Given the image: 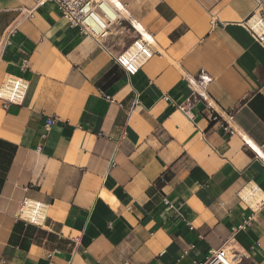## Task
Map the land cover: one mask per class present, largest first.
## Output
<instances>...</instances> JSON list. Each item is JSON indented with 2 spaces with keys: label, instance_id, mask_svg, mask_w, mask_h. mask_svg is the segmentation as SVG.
I'll list each match as a JSON object with an SVG mask.
<instances>
[{
  "label": "crops",
  "instance_id": "obj_1",
  "mask_svg": "<svg viewBox=\"0 0 264 264\" xmlns=\"http://www.w3.org/2000/svg\"><path fill=\"white\" fill-rule=\"evenodd\" d=\"M116 1L103 49L51 3L22 19L33 0H0V39L15 31L0 83L28 86L0 101V264H195L222 245L264 264V45L242 25L255 1ZM135 39L153 55L129 79L114 57ZM252 184L263 198L244 203ZM23 201L46 207L40 224L17 217Z\"/></svg>",
  "mask_w": 264,
  "mask_h": 264
},
{
  "label": "built area",
  "instance_id": "obj_2",
  "mask_svg": "<svg viewBox=\"0 0 264 264\" xmlns=\"http://www.w3.org/2000/svg\"><path fill=\"white\" fill-rule=\"evenodd\" d=\"M256 9L242 25L245 26L247 31L251 34L252 38L258 44L264 45V0H254ZM34 5L31 10L25 11L22 19H31L34 10L46 3H51L55 6L56 11L59 12L61 17L65 20L69 28L78 29L80 33L93 38L97 45L105 49L103 42L109 36V27L112 20L101 10L102 4L107 0H33ZM22 13V12H20ZM103 18L106 26L101 25L98 17ZM14 29H9L6 35L0 39V45H9L8 39L14 34ZM140 42V44H137ZM133 45L137 46L136 50L128 54ZM153 51L150 46L140 39H135L129 44V47L114 57V61L119 65L127 77L135 76L138 71L145 65L146 62L152 57ZM25 68V61L22 64ZM28 86L21 78L8 77L0 83V101L2 106L7 108L10 105L19 106L25 99ZM181 112L187 116L184 109L179 108ZM211 122L217 124L221 123L222 131L224 134L232 135L234 130L231 125L218 114L209 117ZM46 126H52L53 120H46ZM29 201H23L20 209L18 210L17 217L28 221L22 217L23 208L27 206ZM243 202L246 203L243 199ZM253 215L249 216L246 221L237 226L236 230L245 231L246 228L252 225ZM30 222V221H28ZM32 223V222H30ZM33 224V223H32ZM241 261L240 254L227 249L225 245L217 249H210L208 256L204 262L195 264H239Z\"/></svg>",
  "mask_w": 264,
  "mask_h": 264
},
{
  "label": "bare ground",
  "instance_id": "obj_3",
  "mask_svg": "<svg viewBox=\"0 0 264 264\" xmlns=\"http://www.w3.org/2000/svg\"><path fill=\"white\" fill-rule=\"evenodd\" d=\"M101 10H103V12L112 20V22H115L118 19L119 14L122 11L121 6L116 0H107L105 4H102ZM98 19L101 25L106 26V23L104 22L103 18H101V16L98 17ZM143 39L148 43H152L150 38L144 34ZM137 44H140V42H137ZM136 48L137 46L133 45L128 54L134 52ZM241 197L248 203L254 204L259 202L263 198V195L262 192H260L258 188L252 184L248 187H245V189L241 192ZM28 203L29 204L23 208L22 217L33 224H40L45 218L44 216L46 207L42 203L38 202L29 201Z\"/></svg>",
  "mask_w": 264,
  "mask_h": 264
},
{
  "label": "rangeland",
  "instance_id": "obj_4",
  "mask_svg": "<svg viewBox=\"0 0 264 264\" xmlns=\"http://www.w3.org/2000/svg\"><path fill=\"white\" fill-rule=\"evenodd\" d=\"M144 40V39H143Z\"/></svg>",
  "mask_w": 264,
  "mask_h": 264
}]
</instances>
